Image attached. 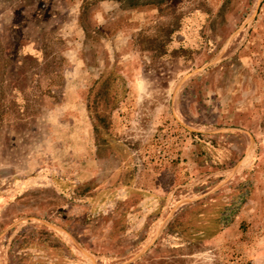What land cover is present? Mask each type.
<instances>
[{
  "label": "rangeland",
  "instance_id": "374dc122",
  "mask_svg": "<svg viewBox=\"0 0 264 264\" xmlns=\"http://www.w3.org/2000/svg\"><path fill=\"white\" fill-rule=\"evenodd\" d=\"M0 264H264V0H0Z\"/></svg>",
  "mask_w": 264,
  "mask_h": 264
},
{
  "label": "trees",
  "instance_id": "16d2710c",
  "mask_svg": "<svg viewBox=\"0 0 264 264\" xmlns=\"http://www.w3.org/2000/svg\"><path fill=\"white\" fill-rule=\"evenodd\" d=\"M124 7H135L139 5L160 4L164 0H120ZM90 108V105H89Z\"/></svg>",
  "mask_w": 264,
  "mask_h": 264
},
{
  "label": "crops",
  "instance_id": "0c3cea01",
  "mask_svg": "<svg viewBox=\"0 0 264 264\" xmlns=\"http://www.w3.org/2000/svg\"><path fill=\"white\" fill-rule=\"evenodd\" d=\"M3 17H4V15H3Z\"/></svg>",
  "mask_w": 264,
  "mask_h": 264
}]
</instances>
